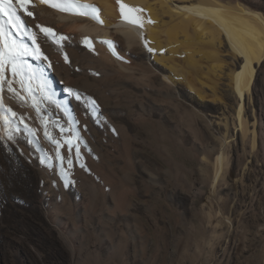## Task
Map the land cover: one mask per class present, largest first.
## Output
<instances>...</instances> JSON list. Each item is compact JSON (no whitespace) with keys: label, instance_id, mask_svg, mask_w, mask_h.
<instances>
[{"label":"bare ground","instance_id":"1","mask_svg":"<svg viewBox=\"0 0 264 264\" xmlns=\"http://www.w3.org/2000/svg\"><path fill=\"white\" fill-rule=\"evenodd\" d=\"M52 4L64 6L65 0H31L28 10L33 16L21 12L28 26L25 43L34 48L29 38L34 34L47 57L24 58L36 78L29 83L27 72L13 76L6 71V81L0 84V180L3 176L9 185L24 189L32 185L45 211L43 218L8 215L0 182V233L23 230L22 225L28 229L20 235L23 242L66 249L74 261L78 253L79 261L84 235L91 230L106 233L103 222L114 218L108 206L114 200L111 179L98 178L88 161L98 158L96 133L103 141L120 137V153L128 160L137 151L129 143L136 135L129 133L128 124L148 123L150 113L157 112L156 124L166 128V138L176 141L180 132L167 119H177L181 109L192 124L197 114L191 103L196 100L222 105L214 121L206 120L207 126L213 122L220 127L222 141L240 137L248 154L257 153L259 143L264 147L259 121L247 114L264 63V1L70 0L69 11ZM41 28L52 33L46 35ZM222 79L232 96L229 110L221 94ZM186 102L191 108H184ZM66 140L73 142L70 150ZM53 141L60 142L61 156L70 154L71 168L67 159L56 158ZM229 147L225 142L211 151L213 192L226 181L230 161L224 148ZM65 188L76 194L85 190L86 205L69 207ZM96 205L102 206L98 213ZM41 238L48 240L42 243Z\"/></svg>","mask_w":264,"mask_h":264},{"label":"rangeland","instance_id":"2","mask_svg":"<svg viewBox=\"0 0 264 264\" xmlns=\"http://www.w3.org/2000/svg\"><path fill=\"white\" fill-rule=\"evenodd\" d=\"M259 1L264 0H255ZM223 83L222 79L221 94L229 110L232 96ZM191 104L197 114L192 124L181 109L177 119H167L180 132L176 141L166 138V128L156 124L157 112L150 113L148 123L128 124L129 133L136 135L129 143L137 150L129 162L120 153V137L103 141L100 133L95 134L98 158L88 161L98 178L111 179L114 200L108 206L114 218L103 222L106 233L91 230L84 235L81 260L75 253L76 261H72L66 249L23 242L20 235L28 229L21 225L23 230L0 233V264H83L86 260L90 264H264V147L259 143L257 153L248 154L240 137L222 141L220 127L213 122L209 127L206 122L219 116L222 105L196 100ZM184 108H191L188 102ZM247 114L259 121L257 129L264 143V63ZM225 142L230 146L229 151L224 148L230 168L225 183L213 192L211 151L221 149ZM0 182L8 198L4 206L8 215L43 218L45 207L36 202L32 185L24 189L18 179L15 183L21 187H15L3 176ZM63 195L71 208L88 201L85 190L76 194L65 188ZM98 207L102 206L96 205V213Z\"/></svg>","mask_w":264,"mask_h":264},{"label":"snow or ice","instance_id":"3","mask_svg":"<svg viewBox=\"0 0 264 264\" xmlns=\"http://www.w3.org/2000/svg\"><path fill=\"white\" fill-rule=\"evenodd\" d=\"M42 2H46V0H42ZM119 2V0H118ZM31 3V0H0V14H2L6 21L5 23L10 26L12 30L16 32L17 35H23L28 32V29L19 15L20 12L24 13L28 17H32L33 13L28 10V5ZM70 0H65V5L61 6L60 4H52V7H56L61 11H69ZM18 6V8H17ZM91 7V11L93 13L98 10L94 6H84ZM123 10V5L121 6ZM123 15V11H122ZM93 18L98 19V16H93ZM102 23V21H100ZM130 23H138L136 20H130ZM39 27V26H38ZM46 35L52 33L51 29L41 28ZM34 45V48L30 49L28 45L23 44L22 42H18L13 36L12 33L5 29L4 24L0 23V84L6 81L5 73L6 71H10L13 76H21L27 72V78L29 83L36 78L35 70L25 63L24 58L31 56L35 60H44L47 61V57L43 55L40 51L39 45L36 43L35 35H31L29 37ZM64 39V37H61ZM108 43V42H106ZM67 59V57H65ZM31 91V89H28ZM43 90V89H41ZM2 91V88H0ZM9 91H14L11 88V84H9ZM77 99H80L79 95L76 96ZM95 103V101H93ZM11 112V109H8ZM12 115L15 116L16 113L12 112ZM45 136H48V133H45ZM11 138V137H10ZM56 144V158L63 161L67 159V165L69 168L72 166V159L69 154L68 157H64L60 155L59 148L60 142L53 141ZM65 144L68 145L69 150L72 148L73 142L71 140H66ZM76 155L79 156V150L77 149ZM41 163H45V161L41 158ZM83 167V165H82Z\"/></svg>","mask_w":264,"mask_h":264}]
</instances>
